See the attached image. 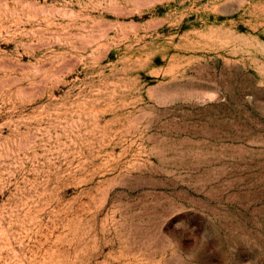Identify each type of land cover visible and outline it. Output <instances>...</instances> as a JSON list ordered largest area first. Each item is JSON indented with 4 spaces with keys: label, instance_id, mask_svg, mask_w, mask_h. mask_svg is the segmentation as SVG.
Listing matches in <instances>:
<instances>
[{
    "label": "rangeland",
    "instance_id": "1",
    "mask_svg": "<svg viewBox=\"0 0 264 264\" xmlns=\"http://www.w3.org/2000/svg\"><path fill=\"white\" fill-rule=\"evenodd\" d=\"M0 264H264V0H0Z\"/></svg>",
    "mask_w": 264,
    "mask_h": 264
}]
</instances>
